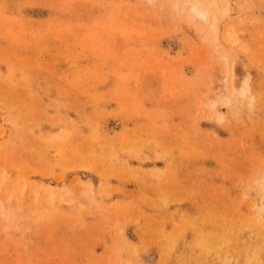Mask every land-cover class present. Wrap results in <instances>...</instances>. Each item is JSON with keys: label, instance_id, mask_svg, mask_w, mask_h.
I'll use <instances>...</instances> for the list:
<instances>
[{"label": "rangeland", "instance_id": "rangeland-1", "mask_svg": "<svg viewBox=\"0 0 264 264\" xmlns=\"http://www.w3.org/2000/svg\"><path fill=\"white\" fill-rule=\"evenodd\" d=\"M0 264H264V0H0Z\"/></svg>", "mask_w": 264, "mask_h": 264}, {"label": "bare ground", "instance_id": "bare-ground-1", "mask_svg": "<svg viewBox=\"0 0 264 264\" xmlns=\"http://www.w3.org/2000/svg\"><path fill=\"white\" fill-rule=\"evenodd\" d=\"M198 7H196V6L193 7L192 6V11H193L194 15L197 17V19H200L201 21H206L208 19V13L206 11H204V10L199 9ZM212 26L214 27V29L216 31L217 23L212 25ZM223 74H224L223 78L225 79V84H224L225 85V89H226L225 92H227L229 98L233 97L234 95L235 96L238 95V96H236V98L237 97L238 98L241 97V98L250 99V101L253 100L251 97H248L249 91H248V88H247L246 85L242 86L240 89H236V85L234 84V81L231 84L229 83L230 81L228 82L227 79H228V77L230 75L232 76L233 70H232V67L231 68L228 67L227 63H226V66L223 68ZM228 100H230V99H227V101Z\"/></svg>", "mask_w": 264, "mask_h": 264}]
</instances>
